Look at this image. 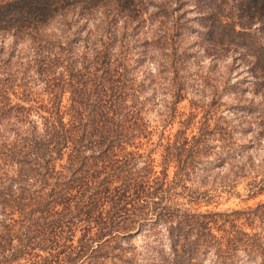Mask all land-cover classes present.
<instances>
[{
  "label": "trees",
  "instance_id": "16d2710c",
  "mask_svg": "<svg viewBox=\"0 0 264 264\" xmlns=\"http://www.w3.org/2000/svg\"><path fill=\"white\" fill-rule=\"evenodd\" d=\"M263 110L264 0H0V264H264Z\"/></svg>",
  "mask_w": 264,
  "mask_h": 264
},
{
  "label": "rangeland",
  "instance_id": "374dc122",
  "mask_svg": "<svg viewBox=\"0 0 264 264\" xmlns=\"http://www.w3.org/2000/svg\"><path fill=\"white\" fill-rule=\"evenodd\" d=\"M186 14L191 15L192 12L187 11ZM233 75H234V72H232L230 80H233L237 76V75H235V76H233ZM250 97H251L250 93L248 91H245L244 96H243V98H245L244 102L247 103V101L250 99ZM256 100H258V99L254 98L250 102L255 104ZM256 103H258V102H256ZM189 107H190V105H189V100L187 97L183 98L182 100H180L177 103L178 109L187 111L189 109ZM223 113H226V111L224 110ZM227 114L231 115L230 112L226 113V115ZM256 114L259 116V118L261 120L259 126H263V128H262L263 131H262V134L260 135L259 144L257 146H255L254 148H250V151L252 153V164L254 165V168H258L260 166V164L264 161V159H263V157H264V110L262 111V114H258V113H256ZM242 117H244V114H243V116H241V118ZM246 118H248V117H246ZM236 119L237 118H233V121H236ZM175 126H176V122H173L172 124L167 126V128L165 130L172 131L175 128ZM251 128L252 129L247 130L244 133L243 138L249 137L251 134H253V132L257 131V129L259 127L254 122H252ZM193 130H194V128H188L186 132L188 135H190L193 132ZM234 134L235 135L238 134V131H236ZM154 136L155 135H153V137ZM261 170L262 171L264 170V164L261 167ZM259 176L260 175L258 174L257 178H259ZM248 178L249 177H245V180L243 179L242 181L237 182V184L235 185L234 189L237 190L238 192H240L239 195L223 194L221 197H219L218 203L211 202L208 205H201L200 208L201 209H203V208H210V209L241 208V207H245L246 205H253L258 200L263 201L264 200V193L257 194L256 196H253V197L245 198V190L243 189L244 188L243 185H244V181H246ZM133 241L138 242L139 237L136 236L133 239Z\"/></svg>",
  "mask_w": 264,
  "mask_h": 264
}]
</instances>
